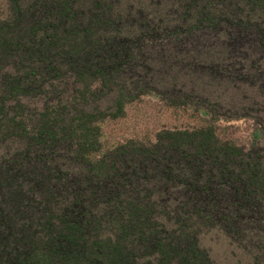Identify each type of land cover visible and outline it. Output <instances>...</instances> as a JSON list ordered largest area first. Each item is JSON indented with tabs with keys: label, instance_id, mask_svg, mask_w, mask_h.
<instances>
[{
	"label": "trees",
	"instance_id": "trees-1",
	"mask_svg": "<svg viewBox=\"0 0 264 264\" xmlns=\"http://www.w3.org/2000/svg\"><path fill=\"white\" fill-rule=\"evenodd\" d=\"M5 2L0 264H214V229L264 264V0ZM147 96L203 124L102 153Z\"/></svg>",
	"mask_w": 264,
	"mask_h": 264
},
{
	"label": "rangeland",
	"instance_id": "rangeland-1",
	"mask_svg": "<svg viewBox=\"0 0 264 264\" xmlns=\"http://www.w3.org/2000/svg\"><path fill=\"white\" fill-rule=\"evenodd\" d=\"M8 15L5 0H0V19ZM205 117L183 108L165 105L155 96L143 97L125 108L121 119L101 125V152L105 153L129 140L142 144L154 143L159 132L174 129H193L203 124ZM221 141L243 148L259 145L263 138L257 126L249 120L221 122L216 126ZM199 238L214 264H253L251 257L217 229L206 231Z\"/></svg>",
	"mask_w": 264,
	"mask_h": 264
}]
</instances>
